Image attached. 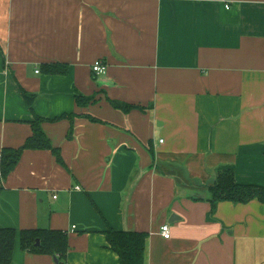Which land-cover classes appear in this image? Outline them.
I'll return each mask as SVG.
<instances>
[{"label": "crops", "instance_id": "crops-1", "mask_svg": "<svg viewBox=\"0 0 264 264\" xmlns=\"http://www.w3.org/2000/svg\"><path fill=\"white\" fill-rule=\"evenodd\" d=\"M35 116L63 164L24 150L0 179L11 264L59 262L27 229L65 232L66 264H120L109 228L148 234L144 264H264V204L209 191L226 169L264 187V0H0V166Z\"/></svg>", "mask_w": 264, "mask_h": 264}, {"label": "trees", "instance_id": "trees-1", "mask_svg": "<svg viewBox=\"0 0 264 264\" xmlns=\"http://www.w3.org/2000/svg\"><path fill=\"white\" fill-rule=\"evenodd\" d=\"M46 74H66L67 67L58 63H49L42 66ZM23 97L30 103L26 92L21 90ZM29 100V101H28ZM92 99L84 96H77L76 101L79 106H85ZM123 105L117 104L116 107ZM74 114L63 115L60 118L72 119ZM93 122L98 119L87 115ZM47 119L35 116L32 123L33 135L16 150L4 149L1 154L0 179L3 180L15 168L24 150H50L57 161L63 164L60 150L53 147L49 138L41 128V123ZM69 131V135L72 134ZM211 193L210 202L214 206L218 202L229 201L234 204H245L253 199L264 204V187L255 185H242L234 181L231 170H222L213 187L209 189ZM16 230L13 228L0 229V264H11L13 259ZM110 249L119 257L120 264H144L146 239L145 232L115 231L109 228L105 232ZM37 240L39 244L37 245ZM21 248L34 254H47L58 257V264H66L64 256L68 251L67 234L59 230L27 229L20 231Z\"/></svg>", "mask_w": 264, "mask_h": 264}, {"label": "built area", "instance_id": "built-area-1", "mask_svg": "<svg viewBox=\"0 0 264 264\" xmlns=\"http://www.w3.org/2000/svg\"><path fill=\"white\" fill-rule=\"evenodd\" d=\"M227 9H229V5H225ZM107 70V65H105L102 61L97 60L94 62L92 65V72L94 73L95 76H99L101 74H104ZM38 72V71H37ZM163 141L160 140V143ZM75 227H73L74 229ZM160 233L164 239H169L171 237V229L168 224H164L160 227Z\"/></svg>", "mask_w": 264, "mask_h": 264}, {"label": "water", "instance_id": "water-1", "mask_svg": "<svg viewBox=\"0 0 264 264\" xmlns=\"http://www.w3.org/2000/svg\"><path fill=\"white\" fill-rule=\"evenodd\" d=\"M190 197H192L193 199L197 200V199H203L204 195H201V194L198 195V193H192ZM38 244H39V241L37 240V245ZM55 261L57 262V259H55Z\"/></svg>", "mask_w": 264, "mask_h": 264}, {"label": "rangeland", "instance_id": "rangeland-1", "mask_svg": "<svg viewBox=\"0 0 264 264\" xmlns=\"http://www.w3.org/2000/svg\"><path fill=\"white\" fill-rule=\"evenodd\" d=\"M250 263H251V261H250ZM249 264V263H248Z\"/></svg>", "mask_w": 264, "mask_h": 264}]
</instances>
